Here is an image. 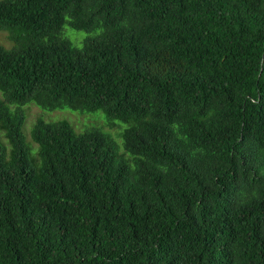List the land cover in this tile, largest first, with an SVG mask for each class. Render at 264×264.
<instances>
[{
    "label": "trees",
    "instance_id": "1",
    "mask_svg": "<svg viewBox=\"0 0 264 264\" xmlns=\"http://www.w3.org/2000/svg\"><path fill=\"white\" fill-rule=\"evenodd\" d=\"M0 32V264H264V0H0ZM32 104L122 146L34 148Z\"/></svg>",
    "mask_w": 264,
    "mask_h": 264
},
{
    "label": "rangeland",
    "instance_id": "2",
    "mask_svg": "<svg viewBox=\"0 0 264 264\" xmlns=\"http://www.w3.org/2000/svg\"><path fill=\"white\" fill-rule=\"evenodd\" d=\"M65 29L69 32L70 35L77 33L79 36H81V40H83L88 35L85 32H75L68 26H66ZM75 44L77 47H81V42H79V40L75 42ZM0 45H3L7 48L11 46L8 40L7 32H0ZM38 118H43L48 123L66 121L79 134L92 128L101 129L105 133H110L121 146L122 139L118 138L117 135L119 131L121 132L127 127L126 124L121 123L119 121H116L115 125L113 126L108 125V122L102 112L81 113L72 111L70 109L50 112L45 111L44 109L38 107L35 104H32L27 108V119L26 124L23 128V133L26 136L27 143L30 146L32 145L34 148H38V146L32 141L31 132Z\"/></svg>",
    "mask_w": 264,
    "mask_h": 264
}]
</instances>
